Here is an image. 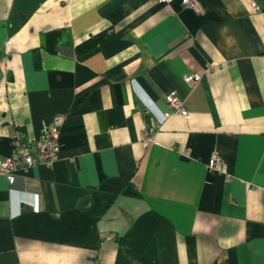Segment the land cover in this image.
I'll return each mask as SVG.
<instances>
[{
    "label": "crops",
    "instance_id": "0c3cea01",
    "mask_svg": "<svg viewBox=\"0 0 264 264\" xmlns=\"http://www.w3.org/2000/svg\"><path fill=\"white\" fill-rule=\"evenodd\" d=\"M198 1L0 0V162L63 118L0 173V264H264V0Z\"/></svg>",
    "mask_w": 264,
    "mask_h": 264
},
{
    "label": "built area",
    "instance_id": "2783aa9c",
    "mask_svg": "<svg viewBox=\"0 0 264 264\" xmlns=\"http://www.w3.org/2000/svg\"><path fill=\"white\" fill-rule=\"evenodd\" d=\"M156 3H172L175 0H153ZM186 6L200 10L198 0H182ZM252 7L256 11H260L261 6L255 2H251ZM202 79V75L197 72L186 74L184 81L194 88ZM166 100L173 110L186 119L190 118V112L181 98L175 91L166 95ZM167 115H169L167 113ZM63 118H56L50 125L46 126L38 137L23 140L21 133L15 131L12 136V151L9 156L0 162V173H2L8 181L13 184L16 181L19 172H28L33 166L39 164L52 166L60 151V131ZM189 155V153H186ZM210 171L224 174L227 179L232 178V174L227 170L223 159L218 154H212L208 161Z\"/></svg>",
    "mask_w": 264,
    "mask_h": 264
}]
</instances>
